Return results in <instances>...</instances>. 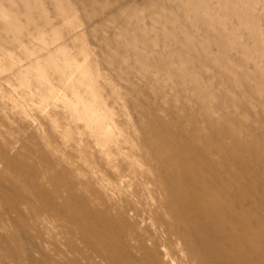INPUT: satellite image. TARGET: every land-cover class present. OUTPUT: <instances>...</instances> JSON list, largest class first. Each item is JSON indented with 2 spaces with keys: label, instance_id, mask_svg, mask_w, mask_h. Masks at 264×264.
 Instances as JSON below:
<instances>
[{
  "label": "rangeland",
  "instance_id": "374dc122",
  "mask_svg": "<svg viewBox=\"0 0 264 264\" xmlns=\"http://www.w3.org/2000/svg\"><path fill=\"white\" fill-rule=\"evenodd\" d=\"M0 264H264V0H0Z\"/></svg>",
  "mask_w": 264,
  "mask_h": 264
},
{
  "label": "bare ground",
  "instance_id": "6f19581e",
  "mask_svg": "<svg viewBox=\"0 0 264 264\" xmlns=\"http://www.w3.org/2000/svg\"><path fill=\"white\" fill-rule=\"evenodd\" d=\"M92 115V114H91ZM93 116V115H92ZM91 120V119H90ZM93 121V120H92ZM91 123H93V122H91ZM95 125V124H94ZM101 127V126H100ZM98 128H99V126H98ZM102 129V128H101ZM100 130V129H99ZM102 132V131H101ZM105 133V132H104ZM98 135V134H97ZM102 136V135H101ZM105 137V136H104ZM101 138V137H100ZM106 138H107V136H106ZM102 139V138H101ZM104 140V139H103ZM120 146V145H119ZM104 150V149H103Z\"/></svg>",
  "mask_w": 264,
  "mask_h": 264
}]
</instances>
